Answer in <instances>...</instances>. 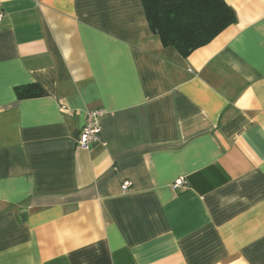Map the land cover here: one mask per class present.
Returning <instances> with one entry per match:
<instances>
[{"label":"crops","instance_id":"1","mask_svg":"<svg viewBox=\"0 0 264 264\" xmlns=\"http://www.w3.org/2000/svg\"><path fill=\"white\" fill-rule=\"evenodd\" d=\"M225 1L182 58L141 0H0V264H264V0Z\"/></svg>","mask_w":264,"mask_h":264},{"label":"trees","instance_id":"2","mask_svg":"<svg viewBox=\"0 0 264 264\" xmlns=\"http://www.w3.org/2000/svg\"><path fill=\"white\" fill-rule=\"evenodd\" d=\"M152 33L163 48L175 50L182 58L208 45L237 22L234 9L225 0H141ZM20 100L47 96L39 84L16 88Z\"/></svg>","mask_w":264,"mask_h":264},{"label":"built area","instance_id":"3","mask_svg":"<svg viewBox=\"0 0 264 264\" xmlns=\"http://www.w3.org/2000/svg\"><path fill=\"white\" fill-rule=\"evenodd\" d=\"M2 19L3 15L0 13V23ZM103 114V109H96L88 112L86 122L77 139V144L81 150L89 151L94 145L103 143L101 137L102 128L100 125V119ZM130 187L131 182H123L122 189L127 190ZM185 187V181L183 179H178L173 184V188L176 190H183Z\"/></svg>","mask_w":264,"mask_h":264}]
</instances>
